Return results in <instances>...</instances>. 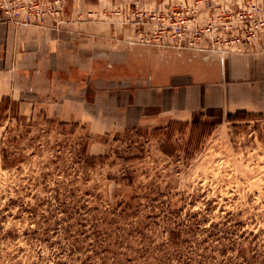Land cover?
I'll use <instances>...</instances> for the list:
<instances>
[{
  "label": "rangeland",
  "instance_id": "374dc122",
  "mask_svg": "<svg viewBox=\"0 0 264 264\" xmlns=\"http://www.w3.org/2000/svg\"><path fill=\"white\" fill-rule=\"evenodd\" d=\"M81 1L87 22L116 17L139 31L134 45L147 34L161 51L175 50L152 45L172 41L171 26L205 31L210 18L264 4ZM16 103L0 107V264H264V113L225 115L211 130L169 120L92 135L52 119L45 101Z\"/></svg>",
  "mask_w": 264,
  "mask_h": 264
},
{
  "label": "crops",
  "instance_id": "0c3cea01",
  "mask_svg": "<svg viewBox=\"0 0 264 264\" xmlns=\"http://www.w3.org/2000/svg\"><path fill=\"white\" fill-rule=\"evenodd\" d=\"M112 2L97 7H115ZM85 7L67 0L59 29L0 17V99L25 109L45 101L52 119L84 125L92 135L187 122L204 109L221 118L264 113V35L240 54L161 51L134 45L139 31L117 24L116 17L87 22ZM208 13L202 9L197 23Z\"/></svg>",
  "mask_w": 264,
  "mask_h": 264
},
{
  "label": "built area",
  "instance_id": "2783aa9c",
  "mask_svg": "<svg viewBox=\"0 0 264 264\" xmlns=\"http://www.w3.org/2000/svg\"><path fill=\"white\" fill-rule=\"evenodd\" d=\"M67 0H0V17L7 23L40 28H61L66 22ZM264 4L252 3L248 10H237L217 22L210 18L205 31L196 26H171L173 40L168 44L152 45L172 47L175 50L203 52L205 57L224 53H242L244 48L255 44L264 35ZM193 22V21H192ZM219 23V24H216ZM221 27L218 42H214V29ZM159 40V39H157ZM203 40V47L198 44ZM139 45L149 46L148 35H140Z\"/></svg>",
  "mask_w": 264,
  "mask_h": 264
},
{
  "label": "trees",
  "instance_id": "16d2710c",
  "mask_svg": "<svg viewBox=\"0 0 264 264\" xmlns=\"http://www.w3.org/2000/svg\"><path fill=\"white\" fill-rule=\"evenodd\" d=\"M4 104V107L2 109V112H7L9 111L10 107L13 106V105H16L17 103L16 102H13L11 101L10 98H1L0 99V107L1 105ZM11 110V109H10ZM253 117L255 116L253 113H250V112H245V111H237L235 112L234 114H228L226 116V120L228 122H235L237 120H244V118H247V117ZM15 119L17 120H24L25 121V117H19V116H14ZM205 117H215V111L214 110H211V109H204V110H200L199 112L197 113H194L192 115V118H191V124H192V129L193 128H203V127H209V129L211 130L212 128H214V126L216 124H219L221 122V116H219L220 118L212 123H209L207 124V122L205 120H201ZM48 124L51 123L50 120L47 121ZM60 125H62V123H60ZM75 127V126H73ZM194 130V129H193ZM71 133H73L74 131L71 130L70 131ZM206 134V133H205ZM201 136L204 137V133H201ZM3 157H2V162H3V167L4 168H10V167H14V164H9V162H7V154L6 152H3ZM83 153L85 154V151H83ZM90 159H95L94 157H91ZM99 159H102V158H99ZM131 183V182H130Z\"/></svg>",
  "mask_w": 264,
  "mask_h": 264
}]
</instances>
